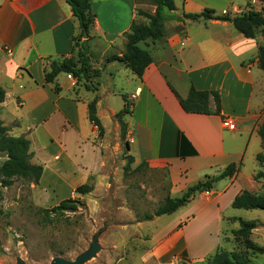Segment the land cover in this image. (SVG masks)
Listing matches in <instances>:
<instances>
[{
	"label": "crops",
	"instance_id": "0c3cea01",
	"mask_svg": "<svg viewBox=\"0 0 264 264\" xmlns=\"http://www.w3.org/2000/svg\"><path fill=\"white\" fill-rule=\"evenodd\" d=\"M173 1L174 9L164 12L168 16L164 37L149 44L153 60L138 78L120 60L106 61L122 55L131 22L145 21L136 13L143 5L136 0H91L94 21L86 37L80 36L78 21L65 0H0V86L5 90L0 119L9 127L17 122L16 136L26 134L30 140L32 162L43 167L38 188H48L60 200L75 197L94 209L102 206L94 193L109 174L107 154L116 148L110 146V129L120 130L115 114L123 107V95L131 109L125 116L128 154L136 165L165 168L169 195L183 193L231 162L242 164L252 145H259L252 150L255 157L262 151L257 129L264 119V72L257 51L264 34L247 38L230 21L183 18V13L211 9L234 14L248 8L264 12V0ZM83 42L92 67L101 69L96 103L101 134L87 115L92 91L80 87L78 96L73 91L75 80L67 73L57 76L59 92L44 80L51 62L76 58ZM104 78L113 88L103 83ZM191 85L218 91L220 113L184 111L170 86L186 97ZM114 97L121 99L119 107H114ZM209 106L214 110L213 99ZM224 116L235 120V129L224 127ZM239 172L217 181L208 194L197 192L172 213L176 214L160 232L177 230L160 241L165 250L151 252L147 259L158 262L180 241L190 259L206 254L210 246H190L186 228L197 223H202L201 228L220 225L223 210L247 189L237 181ZM86 182L93 184L92 191L76 194L74 189Z\"/></svg>",
	"mask_w": 264,
	"mask_h": 264
},
{
	"label": "rangeland",
	"instance_id": "374dc122",
	"mask_svg": "<svg viewBox=\"0 0 264 264\" xmlns=\"http://www.w3.org/2000/svg\"><path fill=\"white\" fill-rule=\"evenodd\" d=\"M138 3L143 4L142 9L153 12V5L149 2L142 0ZM99 77L92 78L91 85L96 86ZM73 79L76 83L73 91L78 96L80 87L89 90L83 79L77 81L74 76ZM103 83L113 88L110 80L104 78ZM92 92L97 95V91ZM112 103L114 107H119L121 99L114 97ZM16 124H9V133L12 135L18 132V128L13 126ZM109 141L110 146L116 148L113 153L107 154L108 179L105 178L94 193L95 197L101 199V207L94 209L82 201L83 205L77 211H67L50 222H44L39 209L50 208L58 203L59 195L20 178L11 186L0 185V264H16L17 257L25 264H49L54 256L74 259L87 250L94 239L98 241L100 249L84 264H207V258L216 250L241 252L249 258L250 264H264V209L247 210L230 205L223 210L225 217L219 226L212 223L201 228L202 223H197L186 228L190 246H210L201 258L190 259L184 251L183 241H180L158 262L148 260L147 256L151 252L165 250L161 248L160 241L178 228H172L165 234L160 232L176 213L145 219V214H153L162 199L169 194L166 169H154L147 165L136 168L134 162L127 165L128 148L125 139L120 137L119 128L111 127ZM256 149H259L258 143L246 151L237 181L249 191L264 195V177L260 175L264 174V166L260 165L252 151ZM5 158L0 152V165ZM93 178L91 175L90 181ZM181 194L174 192L170 196L178 197ZM238 218L256 223L248 236L249 244L234 235V230L239 227ZM198 249L192 250L197 252Z\"/></svg>",
	"mask_w": 264,
	"mask_h": 264
},
{
	"label": "trees",
	"instance_id": "16d2710c",
	"mask_svg": "<svg viewBox=\"0 0 264 264\" xmlns=\"http://www.w3.org/2000/svg\"><path fill=\"white\" fill-rule=\"evenodd\" d=\"M71 8L73 15L76 17L79 27L80 36L86 33L88 35L89 27L94 21V14L91 11V0H65ZM142 0H136L140 2ZM153 5V12L137 8V15L144 18L145 21L133 20L128 31L124 33V48L120 57L113 55L106 58V61L120 60L129 68L138 78H141L145 69L152 62V55L149 49L150 43L160 41L164 37V21L168 18L164 14L165 11L173 10L175 5L173 0H145ZM183 18L190 19H218L227 20L232 23L234 28L247 38L256 37L257 33L264 34V12L257 11L253 8L241 11L239 13L230 14L216 13L211 9H204L201 12L183 13ZM78 56L61 58L51 62L50 66L44 70V80L46 83L53 84L55 92L60 91L57 76L61 73H71L77 81L83 79L85 87L92 91H97L99 85L98 80L96 86L91 85V79L97 78L101 74V69L93 68L89 56L87 55V44L83 42ZM257 59L259 67L264 72V44L258 45ZM173 93L177 97L182 109L189 113L212 114L220 113V95L216 90H198L192 85L189 87L186 97H182L173 87L170 86ZM123 98V107L116 112L115 118L120 126V137L125 139L127 132V123L125 116L131 113L130 102L125 95ZM5 99V90L0 86V103ZM213 99L215 108L212 110L209 106V100ZM98 96L94 95L87 104V115L89 121L97 127L99 133L103 131L100 120L96 114V103ZM10 127L6 126L0 119V152L5 155V160L0 165V185L2 187L11 186L16 179H24L28 183L37 185L43 172L41 164L32 162L33 151L30 148V140L26 134L12 135L9 133ZM257 133L261 140L262 151L256 154V159L260 165L264 166V122L258 125ZM126 148L128 142L125 140ZM193 153L195 151L193 150ZM127 165L133 162V157L127 155ZM125 166V169L127 168ZM146 164L139 163L136 168H140ZM241 162H231L227 164L218 174L205 176L202 180L187 187V189L178 197L166 195L157 206L153 214H145V219H151L153 216L170 215L180 207L189 203L194 199L197 192L211 190L214 184L224 178L235 176L240 169ZM258 174L254 178L257 177ZM263 175L264 174H260ZM93 184L86 182L78 185L74 192L84 195L91 192ZM83 205L79 198L68 197L60 200L57 204L50 208H40L43 213L42 220L50 222L54 217L63 215L65 212H75L78 207ZM230 206L232 208L264 209V195L251 192L247 189L241 190L233 198ZM239 227L234 230V235L240 238L245 244H249V234L256 227L254 221H247L242 218L237 219ZM258 249V248H257ZM181 264H189L183 262ZM207 264H250L248 257L241 252H228L224 250H216L207 258Z\"/></svg>",
	"mask_w": 264,
	"mask_h": 264
},
{
	"label": "water",
	"instance_id": "95a60500",
	"mask_svg": "<svg viewBox=\"0 0 264 264\" xmlns=\"http://www.w3.org/2000/svg\"><path fill=\"white\" fill-rule=\"evenodd\" d=\"M87 34L84 33V37H86ZM100 249V245L96 239H94L91 243V245L85 250L84 252L80 253L78 256H76L74 259H66L61 256H54L51 258L49 264H84L86 261L91 259L96 255V252ZM16 264H25L24 261L17 257Z\"/></svg>",
	"mask_w": 264,
	"mask_h": 264
},
{
	"label": "built area",
	"instance_id": "2783aa9c",
	"mask_svg": "<svg viewBox=\"0 0 264 264\" xmlns=\"http://www.w3.org/2000/svg\"><path fill=\"white\" fill-rule=\"evenodd\" d=\"M66 77L73 78V76H72L71 73H67L66 74ZM223 124H224V127L228 128L230 130H233V129L236 128L235 120H233L229 116H224V118H223ZM204 192L208 194L209 193V190H205Z\"/></svg>",
	"mask_w": 264,
	"mask_h": 264
}]
</instances>
